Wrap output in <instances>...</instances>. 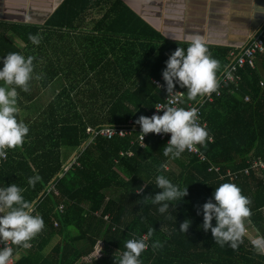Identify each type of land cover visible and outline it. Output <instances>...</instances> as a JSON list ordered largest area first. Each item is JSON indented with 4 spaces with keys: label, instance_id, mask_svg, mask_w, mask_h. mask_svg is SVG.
Listing matches in <instances>:
<instances>
[{
    "label": "trees",
    "instance_id": "1",
    "mask_svg": "<svg viewBox=\"0 0 264 264\" xmlns=\"http://www.w3.org/2000/svg\"><path fill=\"white\" fill-rule=\"evenodd\" d=\"M89 3L91 0H67L61 11L53 15L51 23L64 11L73 13ZM40 30L30 25L0 22V70L9 53L26 58L24 48L15 40L39 49V44H33L28 37L32 34L41 39ZM177 47L186 50L188 46L165 43L154 54L147 55L137 74L136 69H129L128 76L113 77L111 92H105L104 85L98 86L105 79L89 80L85 89L79 91L87 94L89 101L81 112L67 107L75 106L72 101L61 106L62 97L70 96L67 93L56 97L42 112L37 109L33 115L26 114L24 100L32 101L41 90L33 87L35 76L30 81L29 92L17 89V104L25 112L22 122L29 132L22 147L7 150V157L0 160V188L12 184L20 187L25 200L35 201L33 215L42 217L44 228L30 241L31 248L14 245L15 264H79L96 251L100 242L113 251L93 264H116L126 251V241L144 235L148 248L141 253L140 264H264V255L254 250L251 238L245 236L234 250L227 244L223 247L216 244L211 230L205 232L202 228L203 204L209 199L215 203V188L233 183L251 200V224H246V228L252 230L253 237L264 236V170H251L249 176L244 175L250 160L264 158V56L256 59L254 69L249 66L242 69L238 87L227 86L208 103L205 117L208 138L205 145H200L207 161L188 152L176 159L165 157L163 148L167 143L155 135L147 139L145 148L137 142L131 143L137 139L136 135L114 140L99 138L88 144L89 126H125L131 121L136 124L140 116L148 117L155 105L165 100V81L164 89H159L152 80L163 77L166 61ZM230 51L217 52L223 72L229 64ZM39 63L37 55L33 60V75L40 74ZM223 72H218V78ZM40 77L37 82L42 88L58 79L55 74ZM174 84V89H181L187 95L186 88L175 81ZM189 102L195 101L186 100L182 108L187 110ZM209 138L213 140L210 142ZM64 148L77 151L69 164L63 160ZM127 151H132L133 156L121 155ZM211 165L219 167L220 173H210ZM36 175L41 179L32 187L28 180ZM159 175L188 190L181 201L170 202L164 214L158 211L160 205L144 200L162 191L156 187ZM141 188L143 191L138 193ZM61 205L65 206L64 212ZM186 219L191 224L184 233L179 228ZM212 226H216L215 219ZM150 228L155 231L148 237ZM53 239L60 242L44 256ZM156 241L162 247L154 250L152 244Z\"/></svg>",
    "mask_w": 264,
    "mask_h": 264
},
{
    "label": "crops",
    "instance_id": "2",
    "mask_svg": "<svg viewBox=\"0 0 264 264\" xmlns=\"http://www.w3.org/2000/svg\"><path fill=\"white\" fill-rule=\"evenodd\" d=\"M66 2L0 0V22L41 29L39 49L15 41L24 48L26 58L28 52L34 60L40 56L39 76L55 74L58 77L43 88L35 80L33 87L41 91L32 101L24 100L26 114L33 115L37 109L42 112L56 97L67 93L70 96L62 97L61 106L72 101L75 106L67 107L81 112L89 101L87 94L79 91L85 89L89 80L105 79L98 86L104 85L105 92H111L113 77L124 78L129 75V69H136L137 74V68L147 55L154 54L165 43L188 46V37L200 35L212 58L217 60L219 49L244 47L264 27V14L254 11L255 5L264 7V0H254L255 4L252 0H91L73 13L64 11L51 23L53 15L61 11ZM76 155L74 149H63L66 164ZM59 242L60 239H53L43 255H49ZM99 244L103 249L106 247L103 242ZM79 264H87L86 258Z\"/></svg>",
    "mask_w": 264,
    "mask_h": 264
},
{
    "label": "clouds",
    "instance_id": "3",
    "mask_svg": "<svg viewBox=\"0 0 264 264\" xmlns=\"http://www.w3.org/2000/svg\"><path fill=\"white\" fill-rule=\"evenodd\" d=\"M254 3V0H252ZM255 4V3H254ZM255 14H264V7L255 5ZM251 16V15H249ZM27 20L28 17H25ZM28 39L38 45L40 37L29 34ZM189 43L185 50L177 47L166 61V68L162 73L166 83L168 97L173 96L174 81L181 88L187 89V100L202 104L205 96L212 93L219 95L220 80L218 72L221 70L220 62L212 58L206 42L200 35L188 37ZM34 57L25 58L19 53H9L3 59V68L0 70V158H6L7 150L23 146L24 139L29 132L28 126L17 120L19 109L17 107L19 88L23 92L30 91V81L33 79ZM36 80L41 79L39 75ZM171 103V102H170ZM163 115H153L150 118L140 116L135 123L141 126L140 139L149 133H170L171 138L163 148L165 157L176 159L185 150H195L196 145H205L208 132L197 123L198 108L190 109L164 106ZM161 108L157 107V110ZM123 133V132H121ZM143 146V144L141 145ZM162 168L166 165H162ZM41 178L36 175L30 177L28 184L35 187ZM156 187L161 189L158 194L145 197L152 204L160 205L158 211L167 213L170 202L181 201L188 195L187 187L180 189L163 175L156 177ZM22 189L16 184L0 188V243L11 242L12 245L24 249L31 248L30 241L34 239L44 228L42 217L33 215L35 201H27L22 195ZM139 189L137 192H142ZM215 203L209 199L203 204V224L205 232L211 230L216 244L223 247L225 244L232 249H238L247 234L246 224H251V200L242 195L241 189L233 183H223L215 188L213 193ZM176 205V204H175ZM8 210L5 213V210ZM199 215V211L197 212ZM215 219L216 226H212ZM191 224L185 220L179 230L186 233ZM155 230L150 228L148 237ZM254 250L264 255V236H257L252 240ZM162 247L159 241L152 244L155 250ZM124 251L116 264H140L141 253L148 248L145 238L131 239L125 243ZM13 256V247L5 246L0 249V264H9Z\"/></svg>",
    "mask_w": 264,
    "mask_h": 264
},
{
    "label": "built area",
    "instance_id": "4",
    "mask_svg": "<svg viewBox=\"0 0 264 264\" xmlns=\"http://www.w3.org/2000/svg\"><path fill=\"white\" fill-rule=\"evenodd\" d=\"M259 56H264V27L250 39V41L247 43L246 46L238 47L230 51L229 64L226 68V71L219 77L220 80V87L218 89L219 93L221 94V91L229 85H235L236 87H238L241 81L239 73L246 66H249L254 69L256 67V59H258ZM153 83L156 86H158L159 89H164L165 87L164 79H155L153 80ZM174 93L175 94L173 96L168 97V93L166 91L165 100L156 104L153 111L148 117L150 118L154 114L163 115L164 111H166L164 106H174L177 108H182L184 102L187 100L186 93L181 89H174ZM215 95L217 94L214 92L210 96H205L203 98L202 104L197 102L188 103L187 109H190L192 107L198 108L197 123L200 126L204 127L205 130L207 128V122L205 121L206 108L208 103L214 101ZM248 100L249 98L246 97V101ZM157 107L161 109L157 110ZM87 133L90 136L88 144L94 143L99 138L114 140L117 137L128 138L136 135L137 139H135V141H132L131 143L134 144L135 142H137L140 146L143 144V146H141L142 148H145L146 141L151 135H155L156 138L166 143H168L171 138L170 133H162L159 135L155 133H149L144 136V140L142 141L140 139L141 126L139 124H134L132 121L130 122L129 125H125V126H112V125H103V126L101 125L97 127L89 126L87 128ZM212 140H213L212 138H209L210 142ZM185 152H188L189 154L199 157V159H201L202 161L208 160L207 157L204 156V154L202 153L200 149V145H196L195 150L192 151L185 150ZM121 155L131 157L133 156V152L132 151L122 152ZM251 170H264V158H255L250 160L249 166L244 170V175L249 176L251 174ZM209 172L220 173V168L211 165L209 168ZM230 175L231 174H229V176ZM60 209L62 212H64L65 206L61 205ZM55 226H59V223H56ZM143 238L147 240L145 235L143 236ZM5 246H11L14 249V245H12L10 241L7 242V244L0 243V248H3ZM16 261L17 259L13 256L11 257L9 264H15Z\"/></svg>",
    "mask_w": 264,
    "mask_h": 264
},
{
    "label": "rangeland",
    "instance_id": "5",
    "mask_svg": "<svg viewBox=\"0 0 264 264\" xmlns=\"http://www.w3.org/2000/svg\"><path fill=\"white\" fill-rule=\"evenodd\" d=\"M0 86H3V82H0ZM24 99V98H23ZM17 107L19 109V119L17 118L18 121H23L24 118H25V112L24 110L22 109V106H20L19 104H17ZM76 157V156H75ZM75 159V158H74ZM73 159V160H74ZM247 237L251 238V240H253V232L252 230L250 229H247V234H246ZM256 237H254L255 239ZM107 247V246H106ZM106 247L103 249L102 245H98L97 248H96V251L91 255V256H88L86 257V260H87V264H93V262L95 260H98V259H101L105 254H111L112 250L109 249L107 250ZM102 249V251H101ZM101 251V252H100Z\"/></svg>",
    "mask_w": 264,
    "mask_h": 264
}]
</instances>
